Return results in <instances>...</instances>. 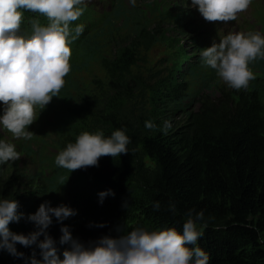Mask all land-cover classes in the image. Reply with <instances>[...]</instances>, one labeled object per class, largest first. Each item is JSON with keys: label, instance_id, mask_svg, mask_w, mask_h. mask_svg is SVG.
Returning a JSON list of instances; mask_svg holds the SVG:
<instances>
[{"label": "trees", "instance_id": "16d2710c", "mask_svg": "<svg viewBox=\"0 0 264 264\" xmlns=\"http://www.w3.org/2000/svg\"><path fill=\"white\" fill-rule=\"evenodd\" d=\"M138 2L135 7L123 6L113 20L123 19L125 24L117 25L116 34L107 40L113 57L99 59L107 80L93 78L94 91L87 93L89 89L81 91L77 86L87 83L75 79L76 90L68 101L44 112L37 127L39 135L20 146L33 175L22 176L10 163L0 166V197L15 198L18 211L26 217L55 188L56 199L77 211L63 225L54 219L47 230L61 259L67 248L59 243L62 226H69L73 237L82 242L106 235L116 238L137 227L182 230L186 213L194 209L202 210L207 222L197 244L210 254L209 264H264V59L249 65L255 79L246 89L216 84L214 91L219 95L209 92L196 105L195 100H188L184 76L152 81L155 75L134 72L152 46L168 40L163 32L169 39L183 36L194 44L187 24L168 23L178 22L182 12L168 14L153 0ZM139 7L156 10L152 28L142 19ZM36 13L24 11L32 18ZM41 16L47 25V18ZM20 30L31 32L25 24ZM72 49L69 73L86 61H96L99 53L95 43L78 40ZM68 83L72 85L70 79ZM146 121L157 128L169 121L171 128L165 135L145 128ZM121 128L127 129L132 141L128 153L101 157L99 166L89 167L86 174L70 176L48 157L51 150H63L73 142L77 133L101 130L109 136ZM109 189L114 195L98 203L97 194ZM156 202L158 210L153 207ZM170 204H175V213L169 210ZM101 224L105 226L98 227ZM9 228L18 234L35 230L25 219L10 223ZM17 250L25 259L0 251V264H28L33 250L41 260L35 246L17 245Z\"/></svg>", "mask_w": 264, "mask_h": 264}, {"label": "clouds", "instance_id": "9594fccd", "mask_svg": "<svg viewBox=\"0 0 264 264\" xmlns=\"http://www.w3.org/2000/svg\"><path fill=\"white\" fill-rule=\"evenodd\" d=\"M136 6V0H129ZM202 18L208 22H229L248 9L252 0H190ZM85 0H0V128L12 134L14 139L31 140L34 134L28 131L38 115L52 101L53 97L62 104L71 91L67 81L70 78V45L85 30L83 24L73 27L85 11ZM130 8V7H129ZM121 8H115L113 21ZM24 11L38 12L48 20L46 26L33 23L31 35H21L20 28ZM113 11V10H112ZM112 13V12H111ZM189 32V31H186ZM191 33V32H190ZM192 34V33H191ZM183 37V36H182ZM257 59H264V35L259 32L228 33L219 43L202 49V62L215 70L218 78L208 90L214 91L219 80L230 88H247L255 75L249 65ZM72 81V80H71ZM70 85V84H69ZM76 90L75 82L70 85ZM186 93L188 86L184 82ZM214 86V87H213ZM213 87V88H212ZM212 88V89H211ZM211 89V91H210ZM216 93V94H215ZM39 108V112L37 109ZM145 128L158 130L167 135L171 128L169 121L157 128L152 121L145 122ZM79 134V135H78ZM62 150L57 152L55 164L70 173L89 167H98L101 157L116 158L128 153L132 142L127 129L115 130L106 136L97 130L77 133ZM20 158L14 143L0 139V166ZM98 203L102 204L114 193L109 189L99 192ZM56 202V201H54ZM63 203L53 207L50 201L42 203L34 214L26 217L19 212V202L13 198L0 197V251L13 258L25 259L17 245L24 248L39 249L41 260L36 259L33 250L27 258L28 264H209L210 254L202 250L197 242L207 227L204 212L194 209L186 213L182 230L175 227L149 230L137 227L116 238L102 236L99 239L82 242L74 238L69 226H62L59 243L67 245L57 254L56 241L48 234L53 220L57 224L77 215V211ZM58 204V203H57ZM155 210L159 202L153 205ZM175 213V204L169 205ZM22 219L34 225L35 230L28 234L10 230V223ZM101 224L98 227H104ZM40 237H43L41 240Z\"/></svg>", "mask_w": 264, "mask_h": 264}, {"label": "rangeland", "instance_id": "374dc122", "mask_svg": "<svg viewBox=\"0 0 264 264\" xmlns=\"http://www.w3.org/2000/svg\"><path fill=\"white\" fill-rule=\"evenodd\" d=\"M140 1L142 2L143 0ZM153 1L154 4L157 3L159 7L168 14H174L178 11H181L182 9H187L190 4V0H153ZM139 9L141 10L140 14L142 15V19H144L147 23H149V27L152 28L157 21L156 14H154L152 11H149L148 9L146 10L144 7H139ZM93 14L98 19L101 18V13H97L93 11ZM192 14L194 15L195 13L193 12ZM239 20L241 23V27L238 30L243 31V33L259 32L261 34H264L263 33L264 2L262 3V0L254 1L251 8L248 9V12L242 15L239 18ZM173 21L174 20H170L168 21V23L170 24ZM78 24H82V23H78ZM124 24H125V20L123 19L117 22L114 21L107 22L105 24L97 23L95 25L90 26L89 28H86L84 30V33L78 39H76L79 42H83L87 44L95 43L99 47V53L95 57L96 61H86L84 66H81L80 68H73L72 73H70L71 79H76L78 81H84L85 83H87V84H77V86L80 88L81 91L88 89L89 91L87 93L94 91V87H93L94 82H91L92 80H94L93 78H98L99 79L98 81L107 80L106 74L99 65V59L101 57H107L108 59L113 57L110 56L108 52L112 50V47L106 48L107 40L110 39L111 35L116 34L118 28L116 27L117 25H124ZM172 25H176L180 27L179 25L174 23H172ZM73 27H75V25H73ZM186 30L192 33V36L194 37V44H190L182 36H176V38L169 39L168 36L169 34L163 32L162 37L168 40H162L157 44H155L151 49V51L148 52L147 57H144L145 64L143 61V63L140 64L141 68L139 70L137 69L134 70V72L135 73L141 72L142 74H144L146 69V72L150 75H154V74L159 76L170 75L174 67L177 66L176 62H181L182 60L180 59L182 55L179 56L178 55L179 52L177 50V46L179 44H182V46L184 47L185 49L184 54L191 57L190 63H192L194 67H196L195 64L201 59V52L199 51L195 52V50L200 43L202 45V48L205 49L211 47L214 42L219 43V40H221L228 33L238 32L236 30H230L233 32H224L221 26L216 21L208 22L204 20L201 15L199 21L195 22V24H193L189 30L188 29ZM75 41H73L70 45L71 52H73L72 44ZM182 65L184 67V64H181V67ZM79 77H81L83 80H81ZM224 86L226 88H230L224 81L219 80L218 87H224ZM0 131H2V128H0ZM9 142L14 143L16 146V150L20 153V158L18 160L14 162H9L10 166L13 165L17 173L21 174L26 178L32 176L33 174L30 172L31 169L30 161L25 155V153H23L20 149V146L25 144L23 139L11 138ZM57 197H59V195L55 190V188L53 187L52 194L47 196V201H50V199H52V201L53 200L56 201L55 203L52 202L51 206L55 207L63 203V199H56Z\"/></svg>", "mask_w": 264, "mask_h": 264}, {"label": "bare ground", "instance_id": "6f19581e", "mask_svg": "<svg viewBox=\"0 0 264 264\" xmlns=\"http://www.w3.org/2000/svg\"><path fill=\"white\" fill-rule=\"evenodd\" d=\"M182 71V70H181ZM39 197V196H38ZM42 199V198H41ZM42 203H44V202H42ZM81 218V217H80ZM67 224V223H66Z\"/></svg>", "mask_w": 264, "mask_h": 264}]
</instances>
